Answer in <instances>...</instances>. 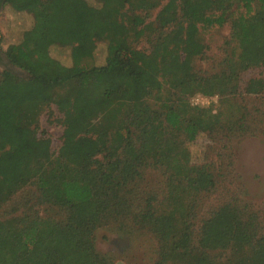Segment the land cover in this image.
Returning a JSON list of instances; mask_svg holds the SVG:
<instances>
[{"label":"trees","instance_id":"16d2710c","mask_svg":"<svg viewBox=\"0 0 264 264\" xmlns=\"http://www.w3.org/2000/svg\"><path fill=\"white\" fill-rule=\"evenodd\" d=\"M1 2L32 24L0 48L25 73L0 69V166L21 173L0 193V264H113L96 248L102 227L150 232L154 264H264V210L232 197L197 218L219 179L186 147L201 132L244 133L241 74L264 66V0ZM224 23L221 58L196 69L200 33ZM98 42L104 61L87 65ZM195 93L220 108L191 106ZM51 105L61 143L43 152L36 130Z\"/></svg>","mask_w":264,"mask_h":264},{"label":"rangeland","instance_id":"374dc122","mask_svg":"<svg viewBox=\"0 0 264 264\" xmlns=\"http://www.w3.org/2000/svg\"><path fill=\"white\" fill-rule=\"evenodd\" d=\"M94 3V0H87ZM157 9L151 12L153 19ZM32 24V17L26 12H15L8 7L0 9V48L16 43L22 32ZM230 38V25L202 30L199 39L202 49L194 60L196 69L208 70L221 58L226 41ZM139 48L147 44L140 41ZM105 43L98 42L93 56L87 65L103 63ZM50 55L65 65H70L69 49L52 46ZM2 66H0V69ZM240 90L245 108V130L242 135L223 134L212 136L206 132L197 134L195 139L186 143L190 163H208L213 166L219 182L215 190L204 198L197 210V218L205 215L207 210L232 197L242 198L251 204V209L264 210V66L248 69L241 74ZM245 91V92H244ZM191 106L211 107L213 112L220 108L218 96L195 93L188 99ZM52 113L44 111L39 118L36 133L47 138L43 149L56 151L61 143V114L54 105L49 108ZM15 167L0 166V193L4 192L10 179L20 172ZM152 175L151 177H154ZM153 179V178H152ZM154 180V179H153ZM156 180H154V184ZM198 224V223H197ZM96 248L108 252L113 257V264H154L159 248L158 240L150 232L138 228L132 233H117L110 228L96 230Z\"/></svg>","mask_w":264,"mask_h":264},{"label":"flooded vegetation","instance_id":"af4514ba","mask_svg":"<svg viewBox=\"0 0 264 264\" xmlns=\"http://www.w3.org/2000/svg\"><path fill=\"white\" fill-rule=\"evenodd\" d=\"M3 7L2 2L0 4V9ZM0 66H2V69H10L13 72L19 73L20 75H24L25 73L20 70L19 68L13 66L9 60L6 58V56L3 54V52L0 50ZM17 69V70H16Z\"/></svg>","mask_w":264,"mask_h":264},{"label":"water","instance_id":"95a60500","mask_svg":"<svg viewBox=\"0 0 264 264\" xmlns=\"http://www.w3.org/2000/svg\"><path fill=\"white\" fill-rule=\"evenodd\" d=\"M17 70V69H16Z\"/></svg>","mask_w":264,"mask_h":264}]
</instances>
